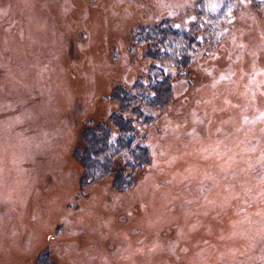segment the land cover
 <instances>
[{"label": "rangeland", "instance_id": "rangeland-1", "mask_svg": "<svg viewBox=\"0 0 264 264\" xmlns=\"http://www.w3.org/2000/svg\"><path fill=\"white\" fill-rule=\"evenodd\" d=\"M162 21L197 46L135 124L149 162L127 189L82 186L84 131L110 126L116 88L148 82L135 36ZM45 255L264 264V0H0V264Z\"/></svg>", "mask_w": 264, "mask_h": 264}, {"label": "trees", "instance_id": "trees-1", "mask_svg": "<svg viewBox=\"0 0 264 264\" xmlns=\"http://www.w3.org/2000/svg\"><path fill=\"white\" fill-rule=\"evenodd\" d=\"M135 39L146 45L145 57L154 62L148 82L139 81L130 90L116 88L111 97L118 103L119 111L111 115L110 126L98 124L84 131L83 146L76 151L83 167L82 186L109 175L113 176V187L117 190L132 185L133 173L149 162L147 147L135 140V124L151 123L153 116L149 111L168 102L173 79L170 70L181 69L184 76L197 46L189 31L179 29L169 21L141 27ZM157 63L165 64L166 70ZM120 157L126 158L121 167L117 163ZM43 258L38 264H51L46 255Z\"/></svg>", "mask_w": 264, "mask_h": 264}]
</instances>
